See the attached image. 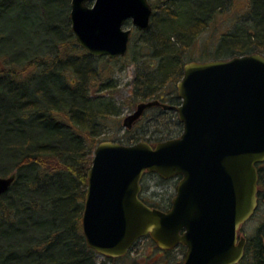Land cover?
Here are the masks:
<instances>
[{
  "label": "trees",
  "instance_id": "obj_1",
  "mask_svg": "<svg viewBox=\"0 0 264 264\" xmlns=\"http://www.w3.org/2000/svg\"><path fill=\"white\" fill-rule=\"evenodd\" d=\"M244 1L245 9L235 18V27L222 35L215 59L264 55V0ZM232 3L201 0L197 9L190 10L188 21L167 8L172 16L169 24L154 30L152 19L147 31L137 30L145 59L132 62L135 74L126 103L131 108L148 100L179 105L178 92L170 87L178 84L184 66L192 60L185 57L183 39L178 37L205 25ZM70 12L71 0H0V176L15 174L9 191L0 198V264L119 260L88 246L82 216L95 148L105 141V131L114 121L110 118L119 111L113 93L118 86L115 64L120 58L94 57L82 48L72 31ZM134 49L130 44L122 59L130 50L133 59L138 53ZM164 109L160 105L146 109L140 129L128 128L124 137L110 141L156 144L176 137L183 125L175 110ZM152 111L171 113V129L163 130L158 122L159 133L149 132L155 118ZM257 167L254 217L261 219L255 233L247 237L245 255L237 264H264V162ZM146 175L160 182L181 178ZM142 196L141 192L148 205L166 208Z\"/></svg>",
  "mask_w": 264,
  "mask_h": 264
},
{
  "label": "water",
  "instance_id": "obj_2",
  "mask_svg": "<svg viewBox=\"0 0 264 264\" xmlns=\"http://www.w3.org/2000/svg\"><path fill=\"white\" fill-rule=\"evenodd\" d=\"M149 0H71L70 20L79 45L94 57H124L132 28L147 31ZM181 103L140 102L124 119L132 128L146 109H173L179 136L151 144L100 142L88 171L83 232L101 255L122 257L149 235L163 250L186 247L183 264H237L246 235L240 229L258 208L264 162V55L191 61L177 84ZM180 176L167 209L141 198L145 173ZM15 174L0 176V198Z\"/></svg>",
  "mask_w": 264,
  "mask_h": 264
},
{
  "label": "rangeland",
  "instance_id": "obj_3",
  "mask_svg": "<svg viewBox=\"0 0 264 264\" xmlns=\"http://www.w3.org/2000/svg\"><path fill=\"white\" fill-rule=\"evenodd\" d=\"M149 1L154 8L152 25L154 30H159L164 24H169L170 20L172 21V16H170L166 11L167 8L172 14H179L180 12L183 19L182 21H188L189 14L191 15L190 10L194 9V7L197 9V5L201 0H179V3H174V0ZM245 5L246 3L244 0H234V3H232L231 7L219 14H214V16H212L205 25L197 28L196 30L190 29V31H188L189 34L186 33L185 35H180L178 38L182 37L183 39L182 48L185 50V57L192 61H206L215 59L214 57L216 55V47L219 44L222 35L235 27V18L238 14L244 11ZM186 24L187 23H185V26H187ZM24 27L25 26H22L21 29ZM126 28L133 29L132 41L130 44L136 48L134 50H137L138 53H136L132 59V54L130 55L132 50H130L129 55L125 57V59L120 58L118 64H115L116 80L118 86L114 90L113 100L116 103L117 110L119 111L118 114H114L110 118L114 121L111 120L110 125L107 127L104 140L119 139L124 137L126 130L128 129L124 126V119L133 113L137 107L135 106V108H131L126 103L127 98L130 96V82L133 80V76L135 74V66L132 62L134 60L135 62L136 60L141 62L145 59V57L139 51L141 42L137 29L131 22L127 23ZM167 81H169V79H167ZM170 88L173 91L176 90L178 92L177 84ZM164 103L169 104L168 102ZM150 112L151 111H149V114ZM152 115L155 116V118H153L151 121L152 123H150L151 127L149 132L157 131V133H159L158 129L155 128L156 123L158 124V122L163 125V130L171 129V124L173 123L171 113L159 115L157 112H153ZM144 117L145 113L144 116H142L136 123L133 124V130L140 129L145 124L144 120H142ZM137 123L138 126L136 127ZM178 133L176 134V137L181 134V132L179 134ZM177 183L178 180L176 179L160 182L153 175H146L142 182V197H145L151 204L166 206V208H168L170 207L171 200L176 193ZM260 219V217L253 216L242 226L240 229V235H246V237L253 235L256 231V228L258 227ZM184 254L185 248L182 247H176L174 249L168 250L167 252L160 251L156 242L151 237H143L137 244L132 257L127 259H119L114 262H106V264H182L184 260ZM101 259L105 261L102 257Z\"/></svg>",
  "mask_w": 264,
  "mask_h": 264
},
{
  "label": "flooded vegetation",
  "instance_id": "obj_4",
  "mask_svg": "<svg viewBox=\"0 0 264 264\" xmlns=\"http://www.w3.org/2000/svg\"><path fill=\"white\" fill-rule=\"evenodd\" d=\"M121 58H123V57H121ZM112 59V58H111ZM114 59H116V58H114ZM145 237H150L149 235H147V236H145ZM143 238V237H142ZM142 238H139V239H137L134 243H133V245H132V247L129 249V251L124 255V256H122V257H111V258H115V259H124V258H129V257H132L133 256V252L135 251V249H136V247H137V244L139 243V241L142 239ZM157 247H158V245H157ZM185 247V246H184ZM159 248V250L160 251H164V252H167L168 250H163V249H161L160 247H158ZM176 248V247H175ZM174 249V248H173ZM185 251H186V247H185ZM101 255V254H100ZM102 256H106V255H102ZM108 257H110V256H108ZM131 259V258H130ZM182 264H183V262H182Z\"/></svg>",
  "mask_w": 264,
  "mask_h": 264
}]
</instances>
